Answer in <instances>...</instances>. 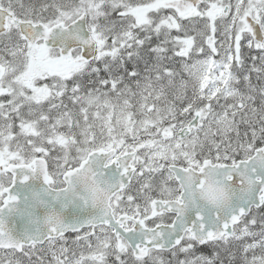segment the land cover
Segmentation results:
<instances>
[{
  "label": "snow or ice",
  "instance_id": "1",
  "mask_svg": "<svg viewBox=\"0 0 264 264\" xmlns=\"http://www.w3.org/2000/svg\"><path fill=\"white\" fill-rule=\"evenodd\" d=\"M0 264H264V0H0Z\"/></svg>",
  "mask_w": 264,
  "mask_h": 264
}]
</instances>
